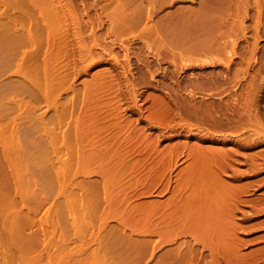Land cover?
Returning a JSON list of instances; mask_svg holds the SVG:
<instances>
[{"label":"rangeland","instance_id":"obj_1","mask_svg":"<svg viewBox=\"0 0 264 264\" xmlns=\"http://www.w3.org/2000/svg\"><path fill=\"white\" fill-rule=\"evenodd\" d=\"M29 1H22L24 4L19 3L22 4L20 6L12 5L13 11L8 7L6 15L0 13L1 22L7 17L13 18V21L12 18L10 20L17 37L33 39L27 41V38H18L16 41L20 42L17 44L12 38H16L13 31L0 26V210H5L0 212V235L5 237L4 242L9 245L2 243L4 237L0 236V264H5L4 259H7L1 256L5 248L6 251L15 250L8 258L11 260L8 264H28L25 259L30 258L29 264L32 261L36 264H129L138 260L135 264H176V261H179L178 264H213L215 256L211 252L215 254V249H219L222 243L216 242L220 243L218 246L213 241L210 245V242H204L201 239L204 228L172 231L164 235L160 229L138 228L131 221L129 224V220H124L128 223L124 224L121 217L123 213L119 211L124 210L121 208L124 203L125 208H130L129 203L131 206L136 203L139 212L141 207L137 203L169 198L178 185V171L191 161L188 147L193 144L216 147L222 151L221 158L225 166L222 163L224 167L221 168L224 169L218 170L219 166L217 171L220 173L211 175L205 179L206 182L222 179L227 184L236 183L233 186L244 187L233 212V221L237 223V226L233 223L236 226L233 235L237 236V240L240 239L241 245H237L239 248L233 254L230 248H227V253L220 247L221 251L216 252L227 255L223 257L220 254L221 258L217 256V259H221L224 264H264V0H72L75 7L71 14L75 15L76 12V17L68 14L71 18L67 17V20L71 23L65 22L73 27L69 25L66 28L60 16L63 28L53 30V33L47 30L35 33V25L31 21L21 24V17L24 18L21 15L25 11L34 16L36 14L37 18L40 16L39 6L36 5L40 0L31 1L36 2L33 5L38 6V10ZM64 1L67 0H56L52 4H62ZM4 6L0 3V10L6 11ZM13 6L16 8L13 9ZM9 10L20 14L9 15ZM33 10H37L39 16ZM2 16H6L5 19ZM77 23L78 26L75 25ZM27 24L31 27H27ZM64 26L70 30H65ZM60 31H66L65 35ZM20 32L25 35L22 36ZM42 36L45 41H42ZM38 40L39 45L34 42ZM91 84L97 86L93 88ZM159 94H163L162 99L168 102V113L164 111L167 106L164 101L156 102ZM92 97H96L99 102ZM158 103L164 104H160L162 109ZM161 112L169 115L165 114L167 118H161ZM94 113L97 114L96 118ZM115 115L122 125L126 117L132 119L120 130L122 127L117 128L115 125L118 122L116 117L114 120L117 122L114 121L112 125L114 117L111 116ZM77 116L88 122L83 126L87 133L82 137L77 134V129L74 132ZM92 116L99 126L108 125L109 121L111 123L108 127L100 126L106 128L100 130L102 134L96 133L98 137L90 134L98 127L94 126ZM117 125L121 126L120 123ZM258 125L261 128L256 131ZM98 140L101 145L96 143ZM105 141L113 144L111 148L117 149L118 152L113 149L117 155L122 154L119 157L114 154L117 156L115 158L122 157L125 162L135 163L133 169L127 170L130 171L128 174L127 171L126 174L123 172L117 189L114 187L119 193L113 189L117 198L123 194L128 196L127 199L130 198L128 205L127 200L110 203L104 197L102 184L106 173L102 175L101 170L106 172L105 166L102 168L105 161L96 159L98 163L93 159L92 162L89 151L93 150L91 146L94 143L96 150V146L101 147ZM108 142L105 145H110ZM79 144L85 146H81L85 154L81 147L78 148ZM75 147L79 153L80 150L82 152L79 154ZM171 147H179L180 151L171 160V165L166 160L167 170H164L165 164L161 167V161L158 163V160L160 157L165 159L163 155ZM82 153L89 156L87 158L91 159L88 161L91 164H79ZM76 155L78 160H75ZM69 158L79 165L71 163ZM156 161V169L160 172L158 166L163 168V175H160L158 182H153L155 177H152L158 173L157 170L153 173ZM121 162V165L125 163L123 160ZM60 175L64 180L67 179L65 183L61 182ZM86 179H95L96 182L101 179L99 183L93 181L88 185L102 182L95 188L92 184L90 187L85 186L86 189L89 187L88 200L84 199L87 195L84 187L88 183H85L88 181ZM71 180L74 183L72 181L71 184ZM96 186L99 187L98 192ZM72 188L75 193L70 192ZM190 188L191 185H188L184 193L191 192ZM94 189L96 191L93 192ZM95 199H98L96 203ZM35 201L40 202H36L38 206L33 203ZM92 202L96 204L95 207ZM117 202L120 207L115 205ZM32 203L36 206H32ZM105 205L108 210L103 207ZM114 209L117 213L119 211L117 215ZM168 212L175 214L171 207L164 212L157 211L154 217L161 221ZM26 216L30 218L29 221ZM41 217L45 219L44 222ZM172 225L174 222L170 227ZM217 229L220 230L216 228L213 231ZM8 235L10 241L7 240ZM34 236L41 238V241L33 239ZM130 240L131 243H128ZM181 243L188 249V252L179 254L183 256L182 259L176 253L177 244ZM128 244H132L131 248ZM188 244L192 249L188 248ZM21 249H30L28 255H31L23 257L27 251L22 255ZM136 252L145 253L139 256ZM37 253H41L40 256L44 258L36 256ZM125 254L129 255L127 261ZM169 255H173L170 257V260L173 259L171 263ZM238 255L242 257L241 261L237 259ZM35 257L39 259L35 261ZM40 260H43L42 263Z\"/></svg>","mask_w":264,"mask_h":264},{"label":"bare ground","instance_id":"obj_2","mask_svg":"<svg viewBox=\"0 0 264 264\" xmlns=\"http://www.w3.org/2000/svg\"><path fill=\"white\" fill-rule=\"evenodd\" d=\"M17 0H15V1H12V0H10V1H3V0H0V3L1 4H5V6H4V8L6 9V11L5 10H0L1 12L0 13H2V14H5L6 15V13H7V8L8 7H10L11 9L10 10H12V5H15V6H17V5H19V3H23L24 2V0H19V2H16ZM21 1V2H20ZM23 1V2H22ZM32 1V0H31ZM31 1H29L30 3H31ZM54 1V3H56V0H53ZM52 0H40V2L38 1V3L36 4V5H38L39 6V9H40V16H41V19H38L40 16L38 15V6L36 7V5L34 6L33 4H35V3H31V5H33L34 6V8L36 7V11L35 10H33V11H35V13H37V15L39 16L38 18L36 17V14H35V16H34V14L33 13H28V12H24L23 13V11H22V13H23V15H21V16H24V18L23 17H21V24H22V22L23 23H26V21L28 22V21H31L35 26H34V30H35V33H38V31H43V30H47V31H52V33H53V30L55 31V30H59L60 28H63L62 27V25H61V23L62 22H64V23H62V24H65L66 25V28L67 27H69V25H71V24H69V25H67V17H68V14L70 15L72 12H74L73 10H72V8H74L75 7V5L73 4L74 2L71 0V2H69V0H67V1H64V3H62V4H60V3H57V4H55V5H53L52 4V2H53ZM61 0H59V2H60ZM63 1V0H62ZM157 1V0H156ZM162 1V0H161ZM58 2V1H57ZM152 2H154V1H152ZM211 2V1H210ZM26 3H28V1H26ZM29 3V4H30ZM17 4V5H16ZM24 4V3H23ZM73 4V7L71 6ZM20 5H22V4H20ZM19 5V6H20ZM15 6H13V9H14V7ZM26 5H24V7H25ZM32 7V6H31ZM3 8V9H4ZM16 8V7H15ZM27 8H30V7H27ZM33 8V7H32ZM210 8H211V6H210ZM1 9V8H0ZM18 9H19V7H18ZM18 9H17V11H18ZM9 10V11H10ZM16 10V9H15ZM14 10V11H15ZM25 10H26V8H25ZM28 10V9H27ZM30 10H31V8H30ZM29 10V11H30ZM13 11V10H12ZM33 11H31V12H33ZM11 12V11H10ZM70 12V13H69ZM9 14V13H8ZM14 15V16H17V15H19L20 13H18L17 12V14L16 13H12L11 12V14H9V15ZM25 14V15H24ZM33 14V15H32ZM8 15V16H9ZM72 15H74V14H71V17H72ZM13 16V17H14ZM60 16H61V18H62V22L60 21L61 20V18H60ZM75 17H76V12H75V15H74ZM73 16V17H74ZM3 17V16H2ZM4 17H6V16H4ZM3 17V18H4ZM70 17V18H71ZM8 18V17H7ZM6 18V20H2V22L0 21V26L1 27H8V28H10V29H8L10 32H11V30L13 31L14 30V28H13V18L12 17H9L8 19L10 20V18H12L10 21L8 20ZM27 18V19H26ZM59 18H60V20H59ZM69 17H68V19H70ZM5 19V18H4ZM18 19H19V17H18ZM72 19H75V18H72ZM14 20H16L15 19V17H14ZM41 20V21H40ZM67 20V21H66ZM241 20H243V19H241ZM16 21H18V20H16ZM66 21V22H65ZM75 21H77V18L75 19ZM79 21V20H78ZM77 21V22H78ZM69 22V21H68ZM72 22H73V20H72ZM19 23H20V20H19ZM29 23V22H28ZM69 23H71V22H69ZM74 23V22H73ZM240 23V22H239ZM242 23V22H241ZM18 25V24H17ZM20 25V24H19ZM26 25V24H25ZM75 25H77L78 26V23L77 24H75ZM240 25V24H239ZM242 25V24H241ZM14 26H15V24H14ZM28 26H30V25H28L27 24V27ZM72 26V25H71ZM16 27V26H15ZM18 27V26H17ZM31 27V26H30ZM33 27V26H32ZM73 27V26H72ZM71 27V29H73ZM75 27V26H74ZM11 28H13V29H11ZM20 28V27H19ZM65 28V26H64V29L65 30H70V29H66ZM76 28V27H75ZM3 29V28H2ZM1 29V30H2ZM64 29H62V30H64ZM19 30H21V29H19ZM61 30V29H60ZM3 31H7V29L5 30V29H3ZM18 31V30H17ZM23 31H25L24 29H23ZM60 32H63V31H60ZM59 32V33H60ZM66 32V31H65ZM65 32H63V34L65 35ZM9 33V32H8ZM15 33H16V30H15V32L13 31V34H14V36H16L15 35ZM19 33V32H18ZM21 33V32H20ZM24 33V32H23ZM23 33H21V34H23ZM26 33H28L27 31H26ZM32 33V32H31ZM30 33V34H31ZM34 33V32H33ZM41 33V35H43L42 34V32H40ZM40 33H39V35H40ZM55 33V32H54ZM147 33V32H146ZM146 33H145V36H146ZM151 33V32H150ZM5 34H7V33H5ZM12 34V33H11ZM9 35H10V33H9ZM20 35V34H19ZM25 34H23L22 36H24ZM29 35V34H28ZM28 35H26V36H28ZM32 35V34H31ZM61 35V34H60ZM63 35V36H64ZM44 37H45V35H43ZM43 36H42V41L44 40L45 41V38H43ZM144 36V37H145ZM33 37H35V38H37L35 35H33ZM32 37V38H33ZM66 37V36H65ZM12 38H14L15 39V41L19 38V39H26V38H24V37H17L16 36V38L15 37H13L12 36ZM29 38V37H28ZM27 38V41L29 40V41H31V40H33V39H28ZM22 39V40H23ZM39 39V38H38ZM61 39H63V37H62V35H61ZM35 40H37V39H35ZM64 40H65V38H64ZM19 42H20V40H18ZM18 41H16L17 42V44H18ZM15 42V43H16ZM25 42V41H24ZM33 42V41H32ZM34 42H37L38 43V45H39V40L38 41H34ZM61 42H62V40H61ZM64 42V41H63ZM62 42V43H63ZM20 44V43H19ZM22 44V43H21ZM64 44V43H63ZM234 44V43H233ZM41 45V44H40ZM65 45H66V42H65ZM64 46V45H63ZM210 48V47H209ZM208 48V49H209ZM234 55V54H233ZM93 85H94V83H92ZM91 84V85H92ZM92 85V86H93ZM95 86H97L96 84H95ZM95 86H93V88L95 87ZM94 90V89H93ZM135 96V94L133 95V97ZM159 97L158 98H156V102L158 101H164V100H166V99H162V97L164 98V96H163V94H162V96H161V94H159L158 95ZM161 96V97H160ZM93 99H95V101L96 102H99V100L97 101L96 100V97L94 98V97H92ZM91 98V99H92ZM134 99H136V97H134ZM158 99V100H157ZM92 102V104H97L96 102H93V101H91ZM165 102V101H164ZM112 103H114V102H112ZM163 103V102H162ZM162 103H158L159 105L160 104H162ZM165 105L167 104V106H165V108H166V110H164L165 112H167L168 111V109H169V105H168V102H165L164 103ZM164 104H162L163 106H164ZM162 105H160L161 107V109H162ZM98 106H99V104H98ZM114 105H112V107H113ZM94 107H97V106H95L94 105ZM111 107V106H110ZM168 107V108H167ZM110 110H113V109H110ZM162 111V110H161ZM111 113H112V111H111ZM163 115H161L160 114V117L162 118H167V116L166 115H169V114H167V113H163V112H161ZM166 114V115H165ZM94 116H95V118L97 117V114H93ZM164 115H165V117H164ZM257 116V115H256ZM78 117V116H77ZM90 117H91V115H90ZM111 117H114L113 118V121H112V125L113 124H115V123H113L115 120V117H116V115L115 116H111ZM80 116L78 117V118H76V119H78V122L77 121H75V123L77 124H75V126H77V127H75L74 129H75V131L74 132H76V129H77V134L78 135H80L81 137H82V135L85 133L84 131H85V129H83L84 127V125L85 124H87V123H85L86 121H85V119H84V121L83 120H80ZM84 118V117H83ZM99 118V117H98ZM118 118V116L116 117V119ZM128 117H126V119H127ZM256 118H258V117H256ZM89 119V118H88ZM91 119V118H90ZM93 116H92V121H93ZM126 119H124V121H125V124H124V122H123V125H128V123H130V121H131V119L132 118H128L129 120H127L126 121ZM110 120H111V118H110ZM91 121V122H92ZM95 121H98V120H95ZM118 121V122H117ZM117 121H115V122H117L115 125L117 126V128H120V127H122L120 130H122L124 127H123V125H122V122H119V121H121L120 119H117ZM94 122V121H93ZM127 122V123H126ZM90 123V122H89ZM98 123V122H97ZM118 123H120L121 124V126L119 125H117ZM132 123V122H131ZM94 124V126L96 125V126H98L97 128H95L93 131L94 132H92V133H90L91 135L92 134H96V133H98V135H100L99 134V132L101 133V131H103L106 127H108V125H110L111 123H110V121L108 122V125L107 124H102L103 125V127L105 126V125H107L104 129H103V127H100V126H102L101 124H100V126H99V124L97 125V124H95V122L93 123ZM114 125V126H115ZM94 126H92L91 128L93 129L94 128ZM95 126V127H96ZM111 126V125H110ZM259 126V128H256L255 127V129H256V131H259L260 130V128H261V126L260 125H258ZM257 126V127H258ZM85 128H87V126H85ZM90 128V129H91ZM102 128V129H101ZM264 128L262 127V130H263ZM101 130V131H100ZM118 130V132H120V130L119 129H117ZM88 131H90V130H88ZM92 131V130H91ZM68 132H70L69 130H68ZM71 133V132H70ZM70 133H69V135H70ZM86 133H87V130H86ZM85 133V134H86ZM76 133H75V135L76 136H78ZM85 134L83 135V136H85ZM89 134V135H90ZM102 134V133H101ZM90 135V136H91ZM97 135V134H96ZM95 135V136H96ZM98 135H97V137H98ZM93 136V135H92ZM91 136V137H92ZM95 137H93V139H94ZM92 139V140H93ZM90 140H91V138H90ZM96 140V139H95ZM95 140H93V141H95ZM110 140V139H109ZM111 141V140H110ZM109 141V142H110ZM113 141V140H112ZM106 142V141H105ZM108 142V141H107ZM106 142V143H107ZM108 142V143H109ZM92 143V141H90V144ZM96 143H99V140H98V142H96ZM105 143V144H106ZM113 143V142H112ZM100 145H101V143H99ZM105 144H103L102 143V146L100 147V145L99 146H96V150L94 149V147H95V143H94V146H93V148H92V146H91V149H93L92 151H89L90 152V154L92 155V157H90L91 159H92V162H93V159L96 161V162H98L97 160L99 159V161L101 162L102 160H104L105 161V163L103 164L102 163V168H104L103 166H105V170H106V172L105 171H103V170H101L102 168H100L99 169V171L101 170V173L103 172V174L102 175H104V173H106V176H104V178L106 177V179L104 180V182H103V186H102V188H103V190H104V193H105V198L111 203V202H113L114 203V201H117L118 200V202H119V200L121 201V200H123V201H121V202H124L125 200H127V205H128V199H130V198H128L127 199V195H125V194H123V195H121V193H120V195H118V196H120V197H116L115 195H114V193H113V189L115 190V188L116 187H118L119 185H118V180L120 179V177H121V175L123 174V172L125 171V174H126V171L127 170H131V169H133L134 167V162H131V163H129L128 161H126L125 162V160L121 157V158H115V157H119V156H122V154L120 155H117V153H115L114 151H116L117 149L115 148H111V146H113V144L111 145L110 143V145H105ZM78 145V144H77ZM80 145V144H79ZM96 145H98V144H96ZM71 146V145H70ZM81 146H83V145H80V146H78V148L79 147H81ZM185 146V145H184ZM183 146V147H184ZM84 148H85V146H83ZM98 147V148H97ZM76 148V150H77V152L79 153V151H78V149H77V147H75ZM83 148V149H84ZM81 149H82V147H81ZM83 149H82V151H83ZM113 149H114V151H113ZM73 150V149H72ZM72 150H70V151H72ZM75 150V151H76ZM59 151V150H58ZM81 150H80V153L82 152ZM85 151V150H84ZM84 151H83V153H84ZM179 147L177 148V147H175V148H168V150H166L164 153V155L163 156H165L166 158L164 159V157H163V160H162V158L160 157V156H158V158L160 157V160H158V158H157V160H158V163H159V161H161V162H163V164H161V162H160V166L161 165H164L165 163L167 164V162H169V165H171L170 163H172L173 161H171L172 159L174 160V158L175 157H177V155L179 154ZM76 152V153H77ZM89 152H86L87 154H89ZM91 152H93V153H91ZM116 152H118V151H116ZM221 150L219 149V148H216V147H204V146H202V145H190V147H188V154L190 155V157H191V161H190V163L187 165V166H185L184 168H182V170H180V171H178L179 173H180V179L178 180V185H177V187L175 188L176 190L174 191V193L172 194V195H170V197L169 198H165V200H156V201H150V202H145L144 204H143V202H142V204H141V202L140 203H137V204H140V207H141V209H140V211L138 212L137 210H139V206L138 207H136V203L134 204L135 206H131V204L129 203V207L130 208H125V205H126V203H124V204H121V208L123 207L124 208V210L123 209H121V210H119V211H122V219H123V223L124 224H130L131 222V224H135L138 228H139V226L140 227H144V228H148V229H151V230H155V231H158V229H160L161 231V233H163L164 235H168L169 233H171L172 231H184V230H189V231H192V230H194V229H198V228H201L202 230H203V228H204V231H205V233H203L202 235H201V239L204 241V242H210L209 243V245L210 244H213L214 242L216 243V242H220V243H222V245L220 244V243H218V244H220V247H222L223 248V252H225V251H227V253L229 252L228 251V249L230 248V251L232 252L231 254H233V252H235V250H236V248L238 247L237 245H241V241H239L240 239H236L237 238V236L235 235H233V231L235 230V232L234 233H236V226H237V223L235 222V221H233V217H234V214H233V212H234V210H235V208H236V206H237V202H239V201H237L239 198H240V195H241V193H240V191H242V190H244V187H241L240 185H239V187H238V185L236 186H233L234 184H236V183H233L232 185L231 184H227L226 182H225V180H224V182H223V180L221 179V180H219L217 177V179L218 180H216V181H207L206 182V180L205 179H208V177H212L211 175H215L216 176V174L217 173H220V171H217V169H218V167H219V169L218 170H220V169H224V168H221V166L222 167H224L225 166V164L223 163V161H222V158H221ZM78 153H77V155H78ZM79 153V154H80ZM82 153V157L81 158H79V160H78V158H77V155H76V158H75V160L77 159L78 160V162H79V164H83V165H85V164H91L90 162H88V161H91V159L90 158H87V157H89L90 156V154H89V156H85L84 154ZM114 154L115 155H117V156H114ZM163 154V153H162ZM71 155H74V154H72L71 153ZM223 156H224V158H225V155L223 154ZM71 157V156H70ZM74 157V156H73ZM73 157H71V158H73ZM78 157H79V155H78ZM115 159H114V158ZM70 159V158H69ZM97 159V160H96ZM118 159H120L119 160V162H121L122 160L125 162H123L124 164L123 165H121L122 164V162H121V164L118 162ZM122 159V160H121ZM168 159V160H167ZM70 160H72V159H70ZM74 160V159H73ZM72 160V162L71 163H73V162H75V160L73 161ZM166 160H167V162H166ZM224 160H226V159H224ZM62 161V160H61ZM60 161V162H61ZM64 161H65V159H64ZM64 161H63V164H65L64 163ZM94 161V162H95ZM67 162H69V161H67ZM95 162V163H96ZM100 162H98V163H100ZM103 162V161H102ZM128 162V163H127ZM71 163L69 164L70 165V167H71ZM158 163H157V161H156V163L155 164H153V168L155 167V169H153L154 170V172L153 173H155V170H157L156 168V165H158ZM222 163H223V165H222ZM75 164H77V165H79L78 163H77V161L75 162ZM166 164H165V166H163V168H165L164 170H167L166 169ZM97 165H99V164H97ZM101 165V164H100ZM67 166H68V163H67ZM73 166V165H72ZM160 166H158L159 168L158 169H161L160 170V172L158 171V173H156V176H153L152 178H154L153 180V182H158V180L160 179V175H161V177H162V175H163V168H160ZM168 166V165H167ZM80 167V166H79ZM162 167V166H161ZM48 168H50V166L48 167ZM62 168H64V166L62 167ZM151 168V167H150ZM152 170V171H153ZM63 171V170H62ZM67 171V170H66ZM98 171V172H99ZM56 172V171H55ZM54 172V173H55ZM128 172H130V171H127V174H128ZM165 172V171H164ZM50 173V172H49ZM58 174H60L59 172H57ZM64 173H66V172H64ZM152 173V174H153ZM99 174V173H98ZM124 174V175H125ZM18 175L20 176V173H18ZM63 175V174H62ZM62 175H60V180H62L61 182H63V183H65L66 181H67V179L65 178V180L63 179V176ZM101 175V176H102ZM218 175V174H217ZM19 178V177H18ZM22 178V176L20 177V179ZM70 178L72 179V177L70 176ZM70 178L68 177V181H70ZM216 178H214V179H212V180H215ZM99 179V178H98ZM97 179V180H98ZM139 179V178H138ZM24 180L25 179H23V185H25V182H24ZM26 180H29V178H26ZM31 180V179H30ZM57 181L59 180L58 179V176H57V179H56ZM86 180H88V179H86ZM101 180V179H100ZM100 180H98L97 182L99 183V181ZM121 180H123V179H121ZM203 180L205 181L204 183H203ZM72 181L73 180H71V184H72ZM96 182V180L95 179H93V180H88V181H85V183L86 182H88L87 184H85L84 185V187L87 185V186H91V184L90 185H88L89 184V182ZM140 181V180H139ZM201 181H202V184H200L201 183ZM60 182V183H61ZM77 182V181H76ZM80 183H82V181L80 180L79 181ZM79 182H77V183H79ZM84 182V181H83ZM93 182V183H94ZM96 182V183H97ZM152 182V179H151V183H153ZM200 182V183H199ZM19 183V182H18ZM21 183V182H20ZM69 183V182H68ZM67 183V184H68ZM73 183H74V181H73ZM95 183V185H100L102 182H100V184H96ZM14 185H15V183H13ZM17 185H19V184H16V186ZM21 185V184H20ZM62 185H64V184H62ZM70 185V184H69ZM94 184H92V187H94L95 186ZM116 185V186H115ZM188 185H191V188L190 189H192V191L191 192H187V194H185L184 193V189L185 188H187V186ZM16 186H12V187H15V188H17ZM64 186H66V184L64 185ZM68 186V185H67ZM75 186H76V184H75ZM74 186V187H75ZM81 186V185H80ZM83 186V185H82ZM244 186V185H243ZM248 187V185H245V187ZM78 187L79 186H77V192H78ZM89 187H87V189H86V187H85V189L87 190V192H86V194L85 193H83V194H85L86 196V198H84V199H87L88 200V190H89ZM97 187V186H96ZM115 187V188H114ZM76 188V187H75ZM81 188V187H80ZM79 188V189H80ZM83 188V187H82ZM81 188V189H82ZM95 188V187H94ZM99 187H97V192L99 191V189H98ZM101 188V187H100ZM189 188V187H188ZM117 189V188H116ZM242 189V190H241ZM10 190H12V188L10 187ZM9 190V191H10ZM72 190H73V188H72ZM72 190L70 191L71 193H75V189L73 190V192H72ZM101 190V189H100ZM102 190V191H103ZM8 191V192H9ZM85 191V190H84ZM94 191H96L95 189L93 190V192ZM10 192H12V191H10ZM81 192H83L82 190H81ZM89 192H91L92 194H93V192L90 190ZM115 192H116V190H115ZM120 192H122V191H120ZM125 192V191H124ZM1 194H2V192H0ZM6 193V192H5ZM79 193H80V191H79ZM116 193H119L118 191L116 192ZM127 193V192H126ZM77 194V193H76ZM82 194V193H81ZM96 194V193H95ZM101 194H103V193H101ZM100 194V195H101ZM240 194V195H239ZM75 195V194H74ZM79 195V194H78ZM104 195V194H103ZM117 195V194H116ZM8 196V195H7ZM10 196V195H9ZM8 196V197H9ZM93 196V195H92ZM96 196V195H95ZM94 196V197H95ZM11 197V196H10ZM74 197V196H73ZM102 197V196H101ZM100 197V198H101ZM5 198V197H4ZM25 198V197H24ZM27 198V197H26ZM75 198H77V197H75ZM81 198V197H80ZM90 198V197H89ZM92 198V197H91ZM11 199H12V197H11ZM32 199H33V197H32ZM78 199H79V197H78ZM103 199V201H104V198H102ZM105 199V200H106ZM2 200V199H1ZM4 200V199H3ZM13 200V199H12ZM27 200H28V198H27ZM41 200V199H40ZM81 200V199H80ZM87 200H84V201H87ZM94 200V199H93ZM93 200H91V201H93ZM96 200H98V199H95V203H96ZM5 201H7V200H5ZM10 201V200H9ZM24 201H25V199H24ZM39 201V200H38ZM38 201H35V202H33V203H40V202H38ZM43 201V200H42ZM75 201L76 202H78L77 201V199H75ZM82 201H83V199H82ZM91 201H88V202H91ZM103 201H101V203L103 204ZM11 202V201H10ZM17 202V201H16ZM15 202V204H17ZM81 202V201H80ZM100 202V201H99ZM117 202V204H115V205H118L119 203ZM32 203V206L33 205H35V204H33ZM37 203H36V205H37ZM93 203V202H92ZM109 203V204H110ZM5 204V203H4ZM9 204V203H8ZM13 204V203H12ZM91 204V203H90ZM94 204V203H93ZM101 204V205H102ZM6 205V204H5ZM35 205V206H36ZM95 205L96 204H94V207H95ZM100 205V204H99ZM100 205V206H101ZM107 205V204H106ZM106 205L105 206H103V207H105L106 208ZM111 205V204H110ZM34 206V207H35ZM38 206V205H37ZM90 205H88V207H89ZM109 206V205H108ZM91 207V206H90ZM89 207V208H90ZM94 207H92V208H94ZM96 207H98L99 208V206H96ZM110 207V206H109ZM108 207V208H109ZM113 207V206H112ZM118 207H120V205H118ZM172 207V209H173V212L175 213L174 215H171L170 214V212H168V213H166L165 214V217L163 218V220H159V219H156L155 217H154V214L158 211H163L164 212V210H167L168 208H171ZM12 208V207H11ZM11 208H9V209H11ZM29 208H31V207H29ZM98 208H96V209H98ZM113 208H116V206L115 207H113ZM113 208H110V209H113ZM138 208V209H137ZM1 209V208H0ZM8 209V210H9ZM35 210L34 208H31L30 210ZM88 209V208H87ZM96 209H93V211L94 210H96ZM107 209V208H106ZM106 209H103V211L105 210V212H106ZM126 209H127V212H126ZM2 210H4V209H2ZM2 210H0V212L2 213V212H5V210L4 211H2ZM7 210V211H8ZM90 210H92V209H90ZM99 210H101V209H99ZM108 210V209H107ZM115 210V214L117 213L116 211V209H114ZM113 210V211H114ZM17 211V210H16ZM112 211V210H111ZM119 211H118V213H119ZM137 211V212H136ZM13 212V211H12ZM17 212H19V211H17ZM33 212V211H32ZM88 212V211H87ZM96 212H97V210H96ZM99 212V211H98ZM104 212V213H105ZM108 212V211H107ZM7 213H9V211L7 212ZM26 213V212H25ZM111 213V212H110ZM110 213H107V214H110ZM117 213V214H118ZM121 213V212H120ZM16 214H18V213H16ZM15 214V215H16ZM89 214H90V211H89ZM98 214V213H97ZM99 214H100V212H99ZM116 214V215H117ZM91 215L92 216H94L92 213H91ZM90 215V216H91ZM101 215H102V213H101ZM103 215H105V214H103ZM121 215V214H120ZM120 215H118L119 216V219L121 218L120 217ZM16 216H18V215H16ZM22 216V215H21ZM31 216V215H30ZM33 216H35V214L33 215ZM37 216H38V214H37ZM98 216V215H97ZM107 216H109V215H107ZM20 216H18V219H20L19 218ZM23 217V216H22ZM28 217H29V215H28ZM40 217V216H39ZM13 218V217H12ZM16 218V217H15ZM23 218H25V217H23ZM32 218V217H31ZM36 218V217H35ZM35 218H33V219H35ZM38 218V217H37ZM36 218V219H37ZM43 218H46V217H44L43 216ZM42 217L40 218V219H42V221L44 222V220L45 219H43ZM8 219V218H7ZM14 219V218H13ZM26 219L29 221L30 220V218L28 219L27 218V216H26ZM25 219V220H26ZM122 219H120V221L122 220ZM9 220V219H8ZM22 220V219H21ZM127 221V220H129V221H127L128 223H126L125 221ZM33 221V220H32ZM37 221H39V218H38V220ZM131 221V222H130ZM10 222H11V220H10ZM122 222V221H121ZM172 222H174V225H172L171 227H170V225H171V223ZM235 222V224H236V226L235 225H233V223ZM28 222H26V224H27ZM13 224V223H12ZM31 224V223H30ZM38 224V223H37ZM39 226H41V223L39 222ZM122 224V223H121ZM31 225H33V222H32V224ZM136 226H134V227H136ZM136 227V228H137ZM164 227V228H163ZM144 228H142V229H144ZM216 228H219L220 230H216V231H213V230H215ZM199 230V229H198ZM197 230V231H198ZM207 230V231H206ZM208 230H210V231H208ZM199 232V231H198ZM40 233V232H39ZM193 233V232H192ZM200 233H201V231H200ZM3 234H6V232L5 233H3ZM37 234V236L39 235L38 233H36ZM36 234H34V235H36ZM94 234V233H93ZM108 234V233H107ZM194 234H197L196 232L194 233ZM199 234V233H198ZM197 234V235H198ZM124 235V234H123ZM122 235V237H124ZM0 236H2V235H0ZM37 236H34V238L33 239H38V238H35V237H37ZM199 236H200V234H199ZM231 236H234V237H231ZM2 237H4V236H2ZM9 235L7 236V240H9V238H11V237H9ZM39 237H40V235H39ZM126 237V236H125ZM236 237V238H235ZM127 238V237H126ZM41 239V238H40ZM40 239H38V240H40ZM37 240V241H38ZM0 241H1V239H0ZM5 237H4V240H3V242L2 243H4L5 244ZM10 241V240H9ZM27 241V240H26ZM25 241V242H26ZM28 241H30V240H28ZM41 241V240H40ZM129 241V240H128ZM127 241V242H128ZM197 241V240H196ZM201 241V240H200ZM202 241V242H203ZM211 241H213V243L211 242ZM243 241V240H242ZM8 242V241H7ZM24 242V243H25ZM31 242H32V240H31ZM134 242L135 241H133L132 243L134 244ZM1 242H0V244H2ZM9 243V242H8ZM128 243H131V240H130V242H128ZM185 243V242H184ZM240 243V244H239ZM243 243V242H242ZM11 244H12V242H11ZM17 244V243H16ZM19 244V243H18ZM22 245H24L23 243H21ZM27 245L29 244V243H26ZM137 244V243H136ZM139 244H141V242H139ZM142 244H144V243H142ZM217 244V243H216ZM215 244V245H216ZM217 244V245H218ZM6 246H9L8 244H5ZM131 246H132V244H130ZM130 245L128 244V246L130 247ZM138 245V244H137ZM178 245V249L176 250V253H178V255L180 254V255H182V254H184V253H186V251L188 252V249H186L185 248V246H184V244L183 243H181L180 245L179 244H177ZM185 245H186V243H185ZM189 245L190 244H188V248H191V246L189 247ZM5 246V247H6ZM13 246H15V245H13ZM12 246V247H13ZM134 246H135V244H134ZM133 246V247H134ZM147 246V245H146ZM148 246H149V244H148ZM154 246H156V245H154ZM205 246H207V245H205ZM219 246V245H218ZM217 246V247H218ZM3 247H4V245H3ZM17 247H18V245H17ZM19 247H21V245L19 246ZM18 247V248H19ZM28 247V246H27ZM29 247H30V245H29ZM28 247V248H29ZM137 248H138V246H136ZM187 247V246H186ZM211 247V246H210ZM213 247V246H212ZM220 247H219V249L218 248H214L216 251H221V249H220ZM2 247L0 246V249H1ZM21 248H23V247H21ZM128 248V247H127ZM127 248H125V249H127ZM131 248V247H130ZM129 248V249H130ZM136 248V249H137ZM147 248V247H146ZM145 248V249H146ZM228 248V249H227ZM239 248V247H238ZM17 249V248H16ZM139 249V248H138ZM138 249H137V251H138ZM141 249V248H140ZM153 249V248H152ZM151 249V250H152ZM192 249V248H191ZM190 249V250H191ZM225 249V250H224ZM2 250V249H1ZM3 250H5V251H1L2 252V254L3 255H1V256H3L4 258L6 257L7 259L9 258V257H11V254L13 255V251H15V250H9L8 249V251H6V248L5 249H3ZM30 250V249H29ZM29 250L27 249H24V251H22V249H21V252L20 253H22V255H24L25 253H26V251H27V253L25 254V256H23V257H26V256H30V255H28L29 254ZM142 250H143V248H142ZM142 250L140 251V252H142ZM154 250V249H153ZM213 250V249H212ZM20 251V250H19ZM174 251V250H173ZM215 251V254L213 253V251L211 252L214 256H215V259H213L214 257H212V259L214 260H212L213 261V264H224V262L222 263H220V260L219 259H217V256L219 257L220 256V254H218L217 252ZM25 252V253H24ZM37 252V251H36ZM38 252H40V251H38ZM41 252H43L42 250H41ZM128 252H129V254H130V251L128 250ZM139 252V253H140ZM145 252H146V250H145ZM145 252H143L142 254H139V253H137V254H139V256L140 255H142L143 256V254L145 253ZM222 252V253H223ZM17 253V252H16ZM20 253H18L17 254V256L20 254ZM125 253V252H124ZM191 253V252H190ZM193 253V252H192ZM227 253L226 254H224V255H227ZM41 254V253H40ZM40 254H38L37 253V255L36 256H40ZM44 254V253H43ZM126 254H128L127 252H126ZM125 254V255H126ZM135 254V253H134ZM134 254H132V255H134ZM166 254V253H165ZM170 254V253H169ZM218 254V255H217ZM231 254L229 255V257L231 258ZM8 255V256H7ZM131 255V254H130ZM179 255V256H180ZM191 254H189L188 256H190ZM212 255V256H213ZM224 255H222L221 254V256H223L224 257ZM16 256V257H17ZM20 256V255H19ZM18 256V257H19ZM57 256V255H56ZM56 256H54V257H56ZM137 256V255H136ZM171 256H173V255H171ZM170 255H169V260L171 259L170 257H171ZM186 256H187V254H186ZM237 256V255H236ZM241 256V255H240ZM14 256H12V258H13ZM43 257V255H41L40 256V258H42ZM52 257V256H51ZM124 257V256H123ZM127 257H129V255L127 256H125V259H126V261H127ZM181 257V256H180ZM183 257V256H182ZM182 257H181V259H182ZM222 257V258H223ZM1 258V257H0ZM44 258V257H43ZM58 258V257H57ZM143 258V257H142ZM163 258L164 257H162V262H163ZM219 258H221V257H219ZM233 258V257H232ZM7 259H4L3 261H4V263L5 264H8V263H10L9 261H11V260H7ZM32 258H30V260H31ZM35 259V261H36V259H39V258H37V257H35L34 258ZM129 259V258H128ZM135 259V258H134ZM238 260L240 259V261L242 260V257H240L239 258V255H238V258H237ZM25 260H27V262H28V264H29V259H25ZM173 260V259H172ZM172 260H170V263L172 262ZM184 260V259H183ZM233 260V259H232ZM41 261V263H42V261L43 260H40ZM129 262H131L132 261V259L131 260H128ZM182 261V260H181ZM235 261V260H234ZM233 261V262H234ZM33 262V261H32ZM32 262H30V264L32 263ZM37 262H39L38 260H37ZM129 262H127V263H129ZM138 262H139V260H138ZM138 262H135V263H138ZM159 262H161V259H160V261ZM161 262V263H162ZM177 263L176 264H178V262L179 261H176ZM239 262V261H238ZM33 263H35V262H33ZM32 263V264H33ZM135 263H133V261L131 262V263H129V264H135ZM208 263H209V261H208ZM210 263H212V262H210ZM209 263V264H210ZM234 263H237V261L236 262H234ZM25 264H27L26 262H25ZM36 264V263H35ZM38 264V263H37ZM39 264H40V262H39ZM43 264V263H42ZM163 264H165L164 262H163ZM166 264H168L167 262H166ZM180 264V263H179ZM182 264V263H181ZM239 264V263H238Z\"/></svg>","mask_w":264,"mask_h":264}]
</instances>
